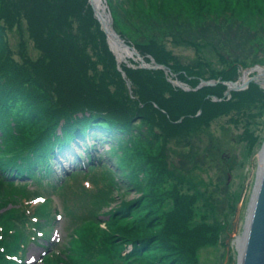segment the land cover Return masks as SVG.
I'll return each mask as SVG.
<instances>
[{"label":"rangeland","instance_id":"obj_1","mask_svg":"<svg viewBox=\"0 0 264 264\" xmlns=\"http://www.w3.org/2000/svg\"><path fill=\"white\" fill-rule=\"evenodd\" d=\"M106 4L144 63L172 76L130 60L128 86L88 0H0V113L22 121L21 141H60L87 118L123 125L117 142L71 138L38 178L9 179L15 185L0 189L9 202L0 204L3 255L32 226L23 201L40 195L50 201L36 211L46 238L22 239L23 264H223L227 254L237 264L236 242L227 252L226 240L240 203L241 235L255 181L264 87L225 96L220 83L200 84H241L243 70L264 65V0ZM19 134L14 147L29 149ZM53 227L58 244L47 242Z\"/></svg>","mask_w":264,"mask_h":264},{"label":"water","instance_id":"obj_2","mask_svg":"<svg viewBox=\"0 0 264 264\" xmlns=\"http://www.w3.org/2000/svg\"><path fill=\"white\" fill-rule=\"evenodd\" d=\"M94 19L98 22L101 31L106 37V42L110 52L116 57V50L128 54V58L139 63L141 68L150 70H163L168 74L165 66L156 64L153 60L145 64L143 58L134 47L127 44L113 27L110 11L106 0H88ZM117 61V60H116ZM118 71L125 80V74L118 66ZM251 75V76H250ZM249 76V77H248ZM245 77V78H244ZM126 81V80H125ZM169 81L176 87L189 91L178 81ZM241 84L235 82H201V86H214L218 83L226 86L225 96L230 92L243 90L248 83L254 82L264 87V65H255L242 71ZM127 85L128 82L126 81ZM129 86V85H128ZM241 203L238 205L232 226V233L226 240L227 252L229 250L230 239L236 242L235 251L237 253V264H264V142L261 151L257 156V171L253 189L247 205L246 214L243 221L241 235H237L238 221L240 217ZM228 254L223 262L227 264Z\"/></svg>","mask_w":264,"mask_h":264},{"label":"trees","instance_id":"obj_3","mask_svg":"<svg viewBox=\"0 0 264 264\" xmlns=\"http://www.w3.org/2000/svg\"><path fill=\"white\" fill-rule=\"evenodd\" d=\"M113 27H114V25H113ZM118 35L121 37V39H123L127 43V41L122 37V35H120V34H118ZM127 44H129V43H127ZM132 47H134V46H132ZM129 61L127 62V63H129L128 67L132 68L131 67L132 65L130 64ZM127 63H124V64L127 65ZM126 65L121 64V66H119V67L122 70V72H124V74H125V80L129 83V81L127 79V74H128L129 68H127ZM159 65H161V64H159ZM163 66H165V65H163ZM166 69L169 71V73L171 75V70L167 67H166ZM145 71H148V70H145ZM151 71H163V70H151ZM168 77H169V75H168ZM168 79L172 80L173 78L169 77ZM228 82H230V81H228ZM3 108H6V109L10 108L11 109V107L1 106V109H3ZM3 112L4 113H0V134H1V140H0V176L1 177H2L3 172L4 173L8 172L9 174L15 175V177H17V178H22L23 176L34 177L35 171H37L38 169H40V168L41 169H47L49 159L53 156V152L55 150H57L61 147H68L70 145L71 138L72 139H77V138L84 139V138H87L89 136H92V137L100 136V137L104 138L103 140L107 139V142L110 143L112 141H115V142L118 141L116 138H114L115 137L114 134H117V133L120 134L121 132H123L121 130L123 125L121 126L118 124H113L112 122H109V121H100V120H96V119L87 118L85 121V124H83V125L79 124L77 126H74L72 131L70 132L71 135L70 136L63 135V138L60 141H58L57 139L56 140L53 139L51 141H47L45 144H40V143L27 144V143H23L21 141L22 130H21V128H19L18 123L22 122V121L18 120V119H13L12 117H10L11 113L9 112V110H5ZM106 123L108 124L109 127L106 126ZM65 125H67V124L65 123ZM23 128H24V125H23ZM86 129H88V130H86ZM18 134H19V141L23 144L24 147H28L29 149L17 150V148L14 147V139ZM3 182L4 181L0 180V189H2L4 187ZM1 191L2 190H0V193H1ZM7 203H9L7 200L2 201L0 199V204L6 205ZM179 217H181V216H179ZM178 224H179V221H178ZM178 224L176 223V225H178ZM109 225L112 226V223ZM177 229L178 228H176V231H177ZM14 237H16L15 238V240H16V239H20L22 236L14 234ZM102 240L104 243H106L105 242L106 241L105 236H103ZM16 251H17V246L14 244V245H11L10 252H8V253L14 254ZM134 252H137V251H134ZM57 259H58V261L62 260V258H57ZM0 264H14V263L8 262L5 259H3V256L0 253ZM49 264H54V263L52 262Z\"/></svg>","mask_w":264,"mask_h":264},{"label":"bare ground","instance_id":"obj_4","mask_svg":"<svg viewBox=\"0 0 264 264\" xmlns=\"http://www.w3.org/2000/svg\"><path fill=\"white\" fill-rule=\"evenodd\" d=\"M114 56V55H113ZM115 57V56H114ZM115 59L117 60L116 62H117V65L118 66H121V64H124V63H127L129 60H131V58H128V54H126V53H123V52H120V51H118V50H116V57H115ZM249 77V76H248ZM245 78V77H244ZM67 151V150H66ZM261 151V150H260ZM64 152V151H63ZM61 153V155H65L64 153ZM75 153V152H74ZM260 153V152H259ZM70 155V154H69ZM55 158H57V157H55ZM61 162V161H60ZM256 175V174H255ZM210 218H211V216H210Z\"/></svg>","mask_w":264,"mask_h":264}]
</instances>
